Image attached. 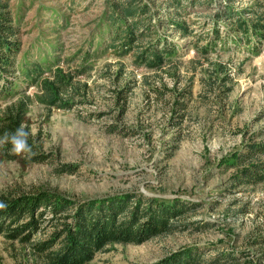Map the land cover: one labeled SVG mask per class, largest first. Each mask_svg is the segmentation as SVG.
<instances>
[{
    "label": "rangeland",
    "instance_id": "1",
    "mask_svg": "<svg viewBox=\"0 0 264 264\" xmlns=\"http://www.w3.org/2000/svg\"><path fill=\"white\" fill-rule=\"evenodd\" d=\"M25 2L23 52L40 58V46L52 40L60 45V64L73 71L80 51L90 47L105 0ZM189 9L187 21L201 31L210 10ZM173 40L178 63L163 71L137 66L130 54L108 51L94 59L90 72L76 77L86 87L70 108H49L36 98L37 86L20 80L19 90L32 97V140L47 157L32 163L23 155L1 157L0 194L48 188L81 199L135 191L197 206L183 220V231L109 245L89 264H144L188 245L207 250V258L233 253L241 264H264V245L255 241L264 235V181L236 186L238 169L230 165L250 144L264 143V41L257 51L232 44L197 57L189 37ZM222 67L232 77L227 93L219 86ZM188 87L192 98L177 126L173 103ZM12 99H0V108ZM51 231L46 223L30 242L0 233V264H43L35 244Z\"/></svg>",
    "mask_w": 264,
    "mask_h": 264
},
{
    "label": "trees",
    "instance_id": "2",
    "mask_svg": "<svg viewBox=\"0 0 264 264\" xmlns=\"http://www.w3.org/2000/svg\"><path fill=\"white\" fill-rule=\"evenodd\" d=\"M12 1L0 0V99L13 97L0 108V137L24 125L32 151L15 154L10 151L11 143H5L0 145V158L5 159L23 155L32 163L47 157L32 140L27 119L32 97L19 90L20 80L37 86L36 98L49 108H70L86 87L76 77L89 73L94 64L91 61L108 51L120 56L130 54L137 66L163 71L178 63L179 45L174 36L189 37L197 57H208L219 47L232 44H243L257 51L264 41V0H250L246 5L242 0H105L102 14L94 21L90 47L80 51L79 65L72 71L60 64L57 52L60 45L52 40L40 46V58L32 59L23 52L20 29L26 2ZM192 7L210 10L203 14L201 31L187 21ZM220 71L224 76L219 86L227 93L231 89L230 70L222 67ZM192 94L190 87L176 94L178 100L173 108L179 114L173 116L174 121L178 117L174 125L183 122L184 113L180 112L187 109ZM262 157L264 143H252L245 152L232 158L230 165L238 169L233 177L236 186L264 181ZM0 202L5 205L0 207V233L10 239L30 242L46 223L52 227L49 238L35 244L43 264H89L109 245L142 244L183 231L188 226L183 220L197 207L179 198L135 191L80 199L48 188L3 193ZM255 241L264 245V235ZM144 264H241V261L233 253H217L207 258V250L188 245Z\"/></svg>",
    "mask_w": 264,
    "mask_h": 264
},
{
    "label": "clouds",
    "instance_id": "3",
    "mask_svg": "<svg viewBox=\"0 0 264 264\" xmlns=\"http://www.w3.org/2000/svg\"><path fill=\"white\" fill-rule=\"evenodd\" d=\"M28 136L29 132L25 130V126L21 125L16 129L14 133L5 134L3 137H0V145L5 143H11L12 148L11 152L15 154L21 153H31L32 148L31 145L28 144ZM5 205L0 202V207H4Z\"/></svg>",
    "mask_w": 264,
    "mask_h": 264
}]
</instances>
